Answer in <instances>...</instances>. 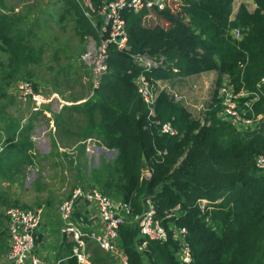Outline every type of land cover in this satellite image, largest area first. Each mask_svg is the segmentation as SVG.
<instances>
[{"label": "trees", "instance_id": "obj_1", "mask_svg": "<svg viewBox=\"0 0 264 264\" xmlns=\"http://www.w3.org/2000/svg\"><path fill=\"white\" fill-rule=\"evenodd\" d=\"M90 1L95 7L100 2ZM252 1L251 10L240 4L233 19L229 18L233 0L174 1L155 13L167 25L148 26L143 12H126L129 50L109 45L108 69L99 89L81 105L65 107L87 115L83 139L94 138L105 149L116 150L111 161L92 170L88 186L129 204L134 214L143 210L144 199L149 198L155 218L167 230L166 241L148 240L139 251L144 238L134 224L121 225L118 241L128 264H264V169L255 165L256 157L264 156V118L260 128L240 136L236 126L221 117L217 98L227 77L235 91L249 93L240 99L241 104L251 102L247 115L264 114V84L257 86L264 77V0ZM66 2L68 9L80 14L83 30L94 35L78 2ZM22 22L20 15L0 11V51L11 53V65L38 57L26 38L31 29L23 28ZM234 27L240 29V38L231 35ZM133 54L162 58V63L141 68L131 58ZM207 71H215L216 76L200 117L164 90L157 94L151 115L134 83L140 73L149 81H165ZM167 121L176 133H161ZM30 129L28 124L14 131L0 149V177L5 180H14V169L32 162ZM144 166L150 172L148 178L141 175ZM249 175L252 178L242 185ZM199 199H206L209 207L202 211ZM7 205H18V201L0 187V206ZM173 228L186 230L189 263L178 259ZM62 244L65 264H77L71 255L72 243ZM5 247V215L0 209V255ZM93 248L91 264L113 260L104 251V257L98 255L96 245Z\"/></svg>", "mask_w": 264, "mask_h": 264}, {"label": "rangeland", "instance_id": "obj_2", "mask_svg": "<svg viewBox=\"0 0 264 264\" xmlns=\"http://www.w3.org/2000/svg\"><path fill=\"white\" fill-rule=\"evenodd\" d=\"M242 3L249 10L255 6L252 0H233V7ZM66 6V0H2L0 6V11L22 17L21 26L31 29L30 36H26L27 41L38 54L36 60L27 64L11 65V53L0 51V77L5 71L2 81L0 78V85L3 86L0 87V148L7 136L28 124L31 125L29 135L33 145L30 154L32 162L17 166L12 181L0 177V187L20 206L43 208L41 221L45 216L44 220L51 230L49 235L53 248L57 245L56 237H59L55 227L57 204L76 185L91 184L92 170L102 162L111 161L116 154L115 149H105L94 138L83 139L81 131L87 115L65 108L79 106L94 95H91L89 72L78 61L90 34L83 30L78 21L80 14ZM145 24L167 25V22L153 13L145 19ZM215 76V71H207L198 77L176 79L188 87L189 91L185 93L176 85L175 78L166 80V83L177 93L185 95L195 105L186 106L187 109L195 117H200L201 111L197 107L210 99ZM21 80L36 83L47 96L55 95L56 111L50 117H28L29 104L14 94V86ZM57 116L60 118L58 124L55 122ZM260 122L261 119L251 126L237 129L240 136H244L249 129L260 128ZM7 207L0 206V209L4 213ZM5 248L6 251L0 255V264L7 255L8 240ZM90 248L93 258L95 248L93 245ZM98 251L100 256L105 254L102 250ZM103 263L116 264L113 260Z\"/></svg>", "mask_w": 264, "mask_h": 264}, {"label": "built area", "instance_id": "obj_3", "mask_svg": "<svg viewBox=\"0 0 264 264\" xmlns=\"http://www.w3.org/2000/svg\"><path fill=\"white\" fill-rule=\"evenodd\" d=\"M76 1L95 30L94 35L88 36L86 47L78 57L80 65L89 72L92 95L99 89L103 77L107 73L109 45H114L119 50H129L124 14L126 12H143L144 19H148L153 13H156V10L165 9L167 6L171 7L174 1L182 0H100L97 7L90 0ZM237 9L233 7L230 19L234 18ZM230 33L234 38L241 37L238 27L232 28ZM131 58L138 66L145 69L156 67L162 63V58L155 60L146 54H133ZM225 79L217 90V98L222 105L221 117L233 123L237 129L251 126L253 122L264 118V114L248 116L247 112L251 109V102L244 101L241 104L240 99L248 96L249 93L245 89L235 91ZM134 83L151 115H153V103L161 90L167 92L175 101L181 102L185 107L195 106L186 99L185 95L174 91L163 80L149 81L140 73L135 77ZM261 84H264V77L260 79L257 86ZM14 91L20 100L29 104L28 117L33 115L50 117L51 113L56 111L57 99H55V95H45L38 85L30 80L18 81L14 86ZM205 107L206 103L200 104L197 108L202 112ZM160 131L167 134L176 133L169 121L161 125ZM255 165L257 168L264 169L263 155L256 157ZM148 172V168L147 170L143 169L141 175L147 178ZM79 201L84 202L89 208L94 207L100 221L98 227L82 226L74 219V212ZM198 204L202 211L209 207L206 199H199ZM55 213L61 221L60 234L72 243L71 255L77 264H90L91 245H96L107 253L116 264H128L127 254L119 246L118 241L119 229L123 224H134L138 235L144 238L138 245L139 251L146 247L148 240L164 242L168 238L167 230L161 221L155 218V208L149 198L144 199L143 210L134 214L129 204L116 201L97 188L78 184L72 188L67 197L57 204ZM4 215L8 251L2 264H50L37 254L34 237V230L40 225L44 215L43 208L31 209L20 205H11L5 209ZM185 233V228H173V237L179 245L177 256L181 263L191 261L190 247L186 242Z\"/></svg>", "mask_w": 264, "mask_h": 264}, {"label": "crops", "instance_id": "obj_4", "mask_svg": "<svg viewBox=\"0 0 264 264\" xmlns=\"http://www.w3.org/2000/svg\"><path fill=\"white\" fill-rule=\"evenodd\" d=\"M239 7V6H238ZM234 7V8H238ZM202 73L196 74V75H191L194 77H198L202 75ZM188 77V76H187ZM180 78H175V83L177 86H179L182 89V92L185 93V91H189L188 87L186 85H182V83L179 80ZM165 83L167 82L166 80L164 81ZM167 84V83H166ZM197 94V93H196ZM183 95V94H182ZM198 96V94L196 95ZM194 98V97H193ZM197 98V97H196ZM116 153V150H114ZM143 169L147 170V167L144 166ZM150 173H147V178L149 177ZM56 230L58 231V236L57 238V245L55 248L51 246L52 241L50 237L51 230L49 229V225L45 222V216L43 221H41L40 225L34 230V237H35V243H36V252L37 254L42 258L45 259L48 263L50 264H65V257H62V255L65 252V245L62 244L64 241L65 243L68 242V239H64L61 234H60V227H61V221L59 220V217L56 215ZM74 219L81 224L82 226L86 227H98L100 224L99 217L97 215L96 210L94 207H88L86 204L82 201H79L76 207V210L74 212ZM43 223V225H42ZM43 227V228H41ZM2 264V263H1Z\"/></svg>", "mask_w": 264, "mask_h": 264}, {"label": "water", "instance_id": "obj_5", "mask_svg": "<svg viewBox=\"0 0 264 264\" xmlns=\"http://www.w3.org/2000/svg\"><path fill=\"white\" fill-rule=\"evenodd\" d=\"M250 178H252V175H249L247 178H245L241 184L244 185Z\"/></svg>", "mask_w": 264, "mask_h": 264}]
</instances>
